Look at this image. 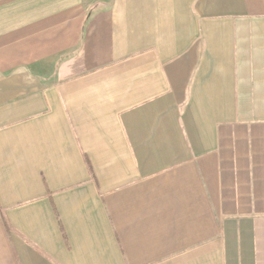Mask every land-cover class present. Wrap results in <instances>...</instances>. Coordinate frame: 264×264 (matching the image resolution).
Segmentation results:
<instances>
[{
    "label": "crops",
    "instance_id": "obj_1",
    "mask_svg": "<svg viewBox=\"0 0 264 264\" xmlns=\"http://www.w3.org/2000/svg\"><path fill=\"white\" fill-rule=\"evenodd\" d=\"M0 264H264V0H0Z\"/></svg>",
    "mask_w": 264,
    "mask_h": 264
}]
</instances>
